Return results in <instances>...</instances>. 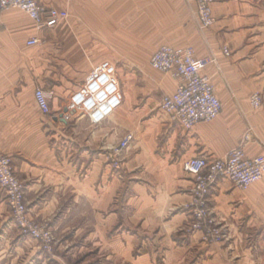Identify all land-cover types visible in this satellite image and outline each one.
Here are the masks:
<instances>
[{
  "label": "crops",
  "instance_id": "1",
  "mask_svg": "<svg viewBox=\"0 0 264 264\" xmlns=\"http://www.w3.org/2000/svg\"><path fill=\"white\" fill-rule=\"evenodd\" d=\"M39 2L68 10L73 23L39 31L22 11L0 15V151L25 186L29 215L49 225L53 252L22 234L0 190V264H264V179L246 190L223 179L211 191L221 244L187 234L183 209L193 188L186 161L223 158L246 135L247 155L264 154V108L250 106L252 94L264 96V0H217L210 28L193 0ZM33 38L43 44L29 46ZM163 45L213 61L203 74L223 104L216 120L186 131L161 110L178 87L151 67ZM106 61L141 66L119 73L123 105L94 125L70 112L71 97ZM38 87L54 92L48 115Z\"/></svg>",
  "mask_w": 264,
  "mask_h": 264
},
{
  "label": "built area",
  "instance_id": "2",
  "mask_svg": "<svg viewBox=\"0 0 264 264\" xmlns=\"http://www.w3.org/2000/svg\"><path fill=\"white\" fill-rule=\"evenodd\" d=\"M216 1L193 0L198 22L203 28H210L215 23L213 5ZM9 10L26 13L39 31L54 28L70 20L68 10L46 7L39 0H0V15ZM42 44L40 38H33L28 42L29 46ZM224 54L230 56V51L225 48ZM212 62L209 58H197L193 48L171 45H163L151 58L150 64L154 70L169 74L178 81L176 92L165 95L160 108L165 114L175 118L183 130L191 131L200 123H210L223 111V104L211 79L203 74ZM34 96L43 114H50V100L54 97V92L38 87ZM123 101L117 65L106 61L94 67L80 88L73 93L71 107L81 110L92 124L99 125L111 118L122 107ZM250 106L253 110L264 108V96L260 93L252 94ZM133 140V134H128L114 150V169L120 168L119 159L115 158L119 157ZM249 142L250 137L246 135L239 145L223 158L199 157L183 164L185 173L193 182L192 200L183 206L192 217L186 233H201V240L205 245H218L227 239L209 207L210 193L218 182L226 179L236 187L246 190L264 179V154L249 157L246 152ZM0 190L4 194L12 219L22 234L39 241L44 250L52 253L53 233L48 224H40L29 215L25 186L15 174L12 158L1 151Z\"/></svg>",
  "mask_w": 264,
  "mask_h": 264
},
{
  "label": "rangeland",
  "instance_id": "3",
  "mask_svg": "<svg viewBox=\"0 0 264 264\" xmlns=\"http://www.w3.org/2000/svg\"><path fill=\"white\" fill-rule=\"evenodd\" d=\"M70 19H71V16H70ZM75 19V18H74ZM73 23V20L71 21L70 20V22H69V25H67V26H70L71 24ZM154 54V53H153ZM152 54V55H153ZM114 64V63H113ZM120 64H117V66H119ZM123 65V67L121 68L122 70H120L119 71V69H118V73H122V72H124V75L126 76V75H130L131 76V71L133 70V69H136L137 67H136V65H140L139 63H128V64H122ZM134 66V67H133ZM141 66V65H140ZM126 71H128L127 73H126ZM120 77V76H119ZM70 112L71 113H74L76 116H78V117H81L82 115H83V112L81 111V110H79V109H75V108H72V109H70Z\"/></svg>",
  "mask_w": 264,
  "mask_h": 264
}]
</instances>
